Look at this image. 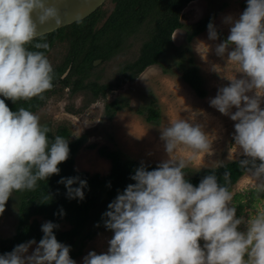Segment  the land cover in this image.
<instances>
[{
	"label": "clouds",
	"instance_id": "9594fccd",
	"mask_svg": "<svg viewBox=\"0 0 264 264\" xmlns=\"http://www.w3.org/2000/svg\"><path fill=\"white\" fill-rule=\"evenodd\" d=\"M62 2L0 0V214L14 193L35 191L39 182L59 175V165L70 157L68 139L55 134L50 139L52 129L37 113L25 107L13 111L6 103L45 100V93L53 89L54 67L46 54L51 46L40 28L64 23L58 6ZM246 3L238 18H224L229 35L215 52L226 56L236 75L227 78L230 84L219 88L210 106L235 122L239 168L253 179L254 200H260L264 197V0ZM207 28L209 39L218 40L215 24L210 22ZM196 50L204 57L199 44ZM212 67L219 72L217 65ZM160 139L167 159L154 170L143 164L135 170L131 176L135 183L103 213L104 226L113 233L107 250L90 251L83 264H264V207L254 203L255 211H249L247 219L238 218L228 171L223 183L215 174L198 186L185 178V169L201 153L212 154L202 126L174 119L161 128ZM181 149L190 155L178 156ZM58 183L65 185L68 199L85 198L87 180L62 177ZM52 198L48 193L39 203ZM58 215H66L62 207ZM58 228L52 221L43 223L39 242L32 239L15 246L0 255V264H76L70 246L58 241L54 232Z\"/></svg>",
	"mask_w": 264,
	"mask_h": 264
},
{
	"label": "rangeland",
	"instance_id": "374dc122",
	"mask_svg": "<svg viewBox=\"0 0 264 264\" xmlns=\"http://www.w3.org/2000/svg\"><path fill=\"white\" fill-rule=\"evenodd\" d=\"M114 7V0H106L96 11L95 19L100 21L99 26L106 21ZM246 7V0H196L189 3L180 15L183 28L173 33L172 44L165 51L161 64L146 68L133 81L94 100L86 86L92 82L100 85L114 83L121 68L132 64L138 58L142 44L150 39L154 29L151 21H145L125 40L118 51L106 60H94L87 79L77 91H73L75 86L72 83L77 80L76 77L68 87L57 84L56 93L51 95L47 103L35 113L40 116L42 124L52 129L50 132L52 136L57 135V130L64 126L69 129L67 138L69 143L78 138L83 140L82 147L75 156V168L91 174L105 175L111 169V163L100 157L99 148H103L104 151L123 152L147 167L158 166L167 159L164 142L160 139L161 128L167 127L174 119H187L201 125L212 144V154L209 156L201 153L190 168L195 170L214 168L240 159L233 138L235 122L211 107L210 99L217 95L219 88L230 84L227 78L236 75L235 66L226 64V56L219 57L215 52L216 45L229 35V26L223 22L224 18L229 15L238 18ZM212 14H217L213 23L219 33V39L210 40L207 29L193 40H189L188 35L194 24ZM68 27L61 33L63 43L48 55L54 68L63 66L73 50L70 37L65 38L69 33ZM198 44L204 57L196 50ZM176 48L184 51L181 58ZM178 62L186 66L193 64L199 69L207 91L205 98H199L183 81L182 72L177 67ZM213 65H217L219 72L213 70ZM70 70L71 65L65 74H69ZM114 100H120L123 108L109 114L106 107ZM261 106L264 107V104ZM149 109L157 112L158 121L147 120ZM232 111L235 112L236 109L233 108ZM177 155L186 157L190 153L181 149ZM253 183V179L247 174L232 191V203L237 209L238 218L243 216L247 219L249 211H255L254 203L264 207V197L254 200ZM39 221L42 224L46 222L41 218ZM17 223L16 197L13 196L9 199L3 214H0V247L4 241L14 236ZM61 228L66 230L69 226L63 224ZM112 235L113 233L108 231L99 232L93 240L86 243L76 264H83V258L90 251H96L98 254L106 251L107 241ZM201 244L203 245V241ZM34 249L35 245L29 249V254Z\"/></svg>",
	"mask_w": 264,
	"mask_h": 264
},
{
	"label": "trees",
	"instance_id": "16d2710c",
	"mask_svg": "<svg viewBox=\"0 0 264 264\" xmlns=\"http://www.w3.org/2000/svg\"><path fill=\"white\" fill-rule=\"evenodd\" d=\"M193 1L196 0H114L115 7L101 26L98 25L100 21L95 19L97 15V12H95L85 20L68 27L69 33L65 38L70 37L73 50L63 66L54 68V87L51 91L45 93V100L34 98L31 101H19L17 103L6 100V103L13 111L18 110L19 107H25L35 113L47 103L51 95L56 93L55 86L57 84L68 87L72 79L76 77L77 80L72 83L75 86L73 91H77L79 86L83 85L87 79L88 72L93 68L94 60H106L121 48L125 40L135 33L138 26L149 20L154 24L153 33L150 39L142 44L138 58L132 64H127L121 68L114 83L100 85L97 82H92L86 86L91 91L94 100L106 96L108 92L117 90L125 83L133 81L146 68L161 64L165 51L172 44L173 33L177 29L183 28L180 21L183 9ZM216 17L217 14H212L195 23L188 39L193 40L204 33L208 29L207 25L210 22L213 23ZM65 30L66 28H62L53 34L47 35L46 38L57 36ZM176 50L181 58L184 51L180 48H176ZM69 65H71V70L66 78L62 79ZM177 67L182 72L183 81L190 86L199 98H205L207 91L204 88L199 69L193 64L190 66L183 65L182 62H178ZM122 106L120 100H114L108 104L106 109L109 114H114L122 109ZM147 120L156 122L159 120V115L153 109H149ZM57 135L67 139L69 129L63 126L57 130ZM49 137L52 138L50 133ZM82 144L83 140L81 138L69 143L70 157L66 162L59 165L61 170L59 175H53L47 181L39 182L35 191L14 193L18 223L14 236L4 241L3 246L0 247V255L9 253L15 246L32 239L39 242L44 235L41 231L42 223L39 218L59 225V228L54 230L55 235L59 242L70 246V256L75 261L83 253L86 243L93 240L99 232H111L104 226L103 213L108 210V205L119 193H122L129 184L135 183L131 176L143 163L130 158L123 152L104 151L103 148H99L100 157L111 163L110 172L102 175L100 173L91 174L78 171L75 168V156ZM238 161L239 159L232 160L218 167L200 170L188 167L185 169V178L194 186H198L204 177L215 174L218 181L223 183V174L228 171L231 173L229 188L232 192L240 179L247 175L239 168ZM145 167L151 171L158 166ZM76 176L87 180L88 183V187L84 189L85 198L82 201L68 199L65 185L58 183L62 177ZM74 187H79V185L76 184ZM48 193L52 195V200L46 204L39 203L42 196ZM61 207L66 213L64 216L58 215ZM63 224L68 225L69 228L62 230L61 226ZM98 224L99 227H97Z\"/></svg>",
	"mask_w": 264,
	"mask_h": 264
},
{
	"label": "water",
	"instance_id": "95a60500",
	"mask_svg": "<svg viewBox=\"0 0 264 264\" xmlns=\"http://www.w3.org/2000/svg\"><path fill=\"white\" fill-rule=\"evenodd\" d=\"M105 1L106 0H63V2L58 6L64 23L61 26H57L55 22H51L48 25L42 26L40 31L47 35L59 29L83 21L94 14ZM88 3H92V6L86 12L80 14V8ZM67 74L68 73L64 74L63 79L67 76Z\"/></svg>",
	"mask_w": 264,
	"mask_h": 264
},
{
	"label": "flooded vegetation",
	"instance_id": "af4514ba",
	"mask_svg": "<svg viewBox=\"0 0 264 264\" xmlns=\"http://www.w3.org/2000/svg\"><path fill=\"white\" fill-rule=\"evenodd\" d=\"M59 30H60V29H59ZM57 31H58V30H57ZM55 32H56V31H54V32H52V33H50V34H53V33H55ZM47 35H49V34H47ZM47 35H46V36H47ZM46 41H47V42L50 44V46H51V51L46 53L47 56H48L51 52H53V50H56L57 47L63 43V36H62L61 33H60V34L57 35V36H51L50 38H46Z\"/></svg>",
	"mask_w": 264,
	"mask_h": 264
},
{
	"label": "bare ground",
	"instance_id": "6f19581e",
	"mask_svg": "<svg viewBox=\"0 0 264 264\" xmlns=\"http://www.w3.org/2000/svg\"><path fill=\"white\" fill-rule=\"evenodd\" d=\"M92 6V3H88V4H85L83 5L80 10H79V13H83V12H86L90 7Z\"/></svg>",
	"mask_w": 264,
	"mask_h": 264
}]
</instances>
